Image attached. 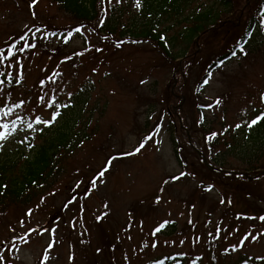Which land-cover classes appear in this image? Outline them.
<instances>
[{
	"label": "rangeland",
	"instance_id": "rangeland-1",
	"mask_svg": "<svg viewBox=\"0 0 264 264\" xmlns=\"http://www.w3.org/2000/svg\"><path fill=\"white\" fill-rule=\"evenodd\" d=\"M237 1L242 12L224 15L234 28L212 26L193 56L173 59L153 42L102 41L52 0H0V163L20 166L57 133L87 136L50 189L0 212V264H264V216L246 212L211 165L210 137L189 128L215 100L203 111L219 130L223 120L244 127L264 108L260 24L248 49L204 76L211 58L237 46L263 0ZM116 2L115 12L138 14L135 2ZM181 116L191 138L168 127ZM227 159L225 168L247 167ZM258 184L249 194L264 207V177Z\"/></svg>",
	"mask_w": 264,
	"mask_h": 264
},
{
	"label": "trees",
	"instance_id": "trees-1",
	"mask_svg": "<svg viewBox=\"0 0 264 264\" xmlns=\"http://www.w3.org/2000/svg\"><path fill=\"white\" fill-rule=\"evenodd\" d=\"M52 1L56 2L60 9L80 20L79 22L82 24H77L78 26L93 27L101 35L102 41H114L118 44L128 40L153 42L166 54V57L173 59L193 56L196 51L194 53L191 51L196 38L205 34L207 29H212V26L222 27L230 23L231 27L235 26V22L230 21L227 17L235 8V12L239 13L242 9H239L241 3L237 0H215L211 4L200 3L194 6L192 5L196 0H125L123 7L135 2L138 8V14L131 16L125 15L121 10L115 12L116 7L120 4V2H116L117 0ZM33 2L34 0H29L30 4ZM109 10L112 11L111 16L107 15ZM227 13L228 15H225ZM254 17L255 19L249 22L237 46L235 45L228 52L224 49L217 53L216 58H211L204 69V76L232 53L244 50V45L250 41V36H252L251 29L255 28L257 24L264 28V0L259 4ZM100 21L102 22L100 23ZM175 24L177 29L171 35V30L176 27ZM182 24L183 27H181ZM205 105L207 104L199 106L200 117L192 122L189 128L191 132H194L197 125H200L204 138L210 137L208 142L211 146L207 150L208 152L206 149L205 151L212 159L213 165L221 168H225L227 164L233 166L227 159L228 155L239 158L247 165V167H227L229 169L250 170L256 175H259L260 171H264V116L260 118L264 110L257 114V123L253 126L247 121L245 122L247 125L243 127L242 136L238 133V128L232 130L223 121L219 122V126L222 127L220 130L218 127L215 128V122H210L203 111ZM179 110L181 109L179 108ZM168 127L173 132L178 127L183 130L186 129L191 138L182 116L177 119H170ZM85 137L87 136L84 132L78 141H74L67 132L57 133L56 136L43 143L33 156L25 160L20 166H18L19 162L0 163V212L9 206H28L33 203L35 196L42 195L50 189L64 170L62 159L67 158V155ZM172 139L176 142L174 137ZM217 154H222V157L219 158ZM175 155L179 164L183 166L182 171L188 172L184 170L185 164L181 160L180 152L176 150ZM209 171L211 170L209 169ZM215 172H217V176L220 175V172ZM262 177L264 175H259L255 179L243 175H228V179L232 182L231 187L238 191V198L244 201L246 212L249 213V206H253L256 209L253 215L260 218L264 216V207L258 204L256 200L253 201L255 198L251 197L249 190L260 189L262 184H258L256 187L253 185V181L259 183ZM218 231V228L212 230L214 239ZM106 243L107 241L104 243L105 246ZM110 250H113V246ZM243 261V264H253V258L246 262L243 259Z\"/></svg>",
	"mask_w": 264,
	"mask_h": 264
},
{
	"label": "snow or ice",
	"instance_id": "snow-or-ice-1",
	"mask_svg": "<svg viewBox=\"0 0 264 264\" xmlns=\"http://www.w3.org/2000/svg\"><path fill=\"white\" fill-rule=\"evenodd\" d=\"M34 2H35V0H34ZM234 54H235V53H234ZM57 115H58V113H57ZM38 122H39V121H38ZM252 123L255 124V123H257V121H256V120H253ZM150 138H151V137H148V139H150ZM141 147H143V145H141ZM139 150H140L139 148L136 149L137 152H138ZM103 175H104V173L101 172V173H100V176L102 177ZM262 219H264V218H262Z\"/></svg>",
	"mask_w": 264,
	"mask_h": 264
}]
</instances>
